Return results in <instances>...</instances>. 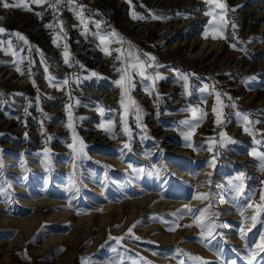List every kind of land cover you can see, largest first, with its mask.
Here are the masks:
<instances>
[{
  "label": "rangeland",
  "instance_id": "obj_1",
  "mask_svg": "<svg viewBox=\"0 0 264 264\" xmlns=\"http://www.w3.org/2000/svg\"><path fill=\"white\" fill-rule=\"evenodd\" d=\"M116 1L0 5V264H264V0Z\"/></svg>",
  "mask_w": 264,
  "mask_h": 264
},
{
  "label": "snow or ice",
  "instance_id": "obj_2",
  "mask_svg": "<svg viewBox=\"0 0 264 264\" xmlns=\"http://www.w3.org/2000/svg\"><path fill=\"white\" fill-rule=\"evenodd\" d=\"M32 4L34 5H43L45 4L46 2H48V0H31ZM65 3L67 4H73L75 5L76 4V0H64ZM61 4V0H52V2L49 4V7L50 8H53V9H56L60 6ZM0 5H2L3 7L5 8H8V7H28V5L26 3H22V2H17V3H12L10 4L8 2V0H0ZM77 8H80L81 11L77 12V16L78 18L80 19L81 23H84V15H83V6L82 5H76ZM217 7L223 9L225 6L223 4H218ZM75 10V9H73ZM210 14V13H209ZM133 18H139V19H144V17H137L135 14H133ZM152 19H164V17H157L155 15L152 16ZM48 27H51V25H48ZM97 28H99V24L96 25ZM233 27H235V25H233ZM4 29L0 28V33H4ZM18 35V34H17ZM113 35H115V33H113ZM215 38V37H213ZM223 38V37H222ZM19 39L24 41L25 43H27V41L25 40V38L23 36H19ZM101 42L103 43L104 42V38L101 37ZM53 43L55 44L56 41L53 40ZM8 47L11 48V43L9 42L8 44ZM233 47H235V45H233ZM104 51L107 53V54H111L110 52H108V49L105 48ZM117 52H120L121 50L120 49H117L116 50ZM144 55H148V54H144ZM156 58L154 56H150L149 57V60L151 61H154ZM117 60H120V56H117ZM128 60H134L135 62L134 63H130L128 67L131 68V74H129V71H128V68H120V69H117L119 72L122 73L121 77L119 80L116 81V84L119 85V86H122L123 87V81L127 80L129 82H131L134 78L135 75H139L140 77L144 78V79H148L149 77L146 75V68L147 67H151L150 64H146L143 60L140 59V56L139 55H135L133 57L132 53L129 52L128 53ZM64 62L65 64H68L69 61H68V53L65 52L64 53ZM17 71H20L19 68H17ZM45 72H47V67H45ZM93 75H96L95 73H93ZM157 78H160V77H157ZM186 78V77H185ZM49 80H50V83H51V80L52 78L49 77ZM65 84L68 83L67 80L64 81ZM134 86V85H133ZM216 99H217V103H220V94L219 93H216ZM121 102H123V100H121ZM133 103H135L133 101ZM70 107V106H69ZM217 110L215 108H213V112L215 113ZM202 118V117H201ZM219 115H217V122H219ZM244 120L245 121H248V117L245 116L244 117ZM185 124H188L189 121H184ZM127 130V129H125ZM244 131H248V128L245 127ZM221 135H223V133H221ZM187 138V137H186ZM211 150V149H209ZM256 153H254L255 155ZM260 156V159L262 161H264V153H261L259 154ZM261 201H264V195H261L260 197ZM248 208H252L253 205L251 203H249L247 205ZM256 208L258 210H261V211H264V205H256ZM188 211H192L191 209H188ZM200 211V215L202 216L203 215V212L204 210H199ZM195 219V217H194ZM250 219L252 221H255L256 220V215H253L250 217ZM204 225L201 224V227H203ZM254 226V225H253ZM132 227H135V225H133ZM132 227H130L128 229V232L131 233L132 232ZM170 230H174V229H170ZM241 234L243 235V228H241ZM208 235L211 236L212 235V231H211V227L208 228ZM261 242L259 245H257V247L260 249L261 252H264V236H261L260 238ZM197 260H200L199 257H196ZM261 262H264V256L261 257ZM181 264H184V261H181ZM249 264H253L251 258H249Z\"/></svg>",
  "mask_w": 264,
  "mask_h": 264
},
{
  "label": "bare ground",
  "instance_id": "obj_3",
  "mask_svg": "<svg viewBox=\"0 0 264 264\" xmlns=\"http://www.w3.org/2000/svg\"><path fill=\"white\" fill-rule=\"evenodd\" d=\"M108 2H110V0H107ZM180 4V3H179ZM114 6L117 8V10H122L121 12H119V14H122L123 12H125V8L128 7L129 5L127 3H125L123 0H117L114 3ZM166 10V9H165ZM200 16V15H199ZM203 16V15H202ZM122 17H125L124 15H122ZM199 19V18H198ZM29 20V19H28ZM125 21L130 22L129 24L134 23L135 21H133L130 16L128 15V19L126 18ZM196 21V20H195ZM30 23V22H29ZM28 23V25H29ZM199 25V24H198ZM166 33V32H165ZM204 44V43H203ZM99 52V51H98ZM97 52L92 51L90 56H93L92 58H95L97 55ZM203 54V53H202ZM240 61V60H239ZM99 63V62H97ZM264 63V62H263ZM230 66V65H229ZM246 66V65H245ZM202 183V182H201ZM197 187V186H196ZM223 236V235H222ZM223 253V252H222Z\"/></svg>",
  "mask_w": 264,
  "mask_h": 264
},
{
  "label": "trees",
  "instance_id": "obj_4",
  "mask_svg": "<svg viewBox=\"0 0 264 264\" xmlns=\"http://www.w3.org/2000/svg\"><path fill=\"white\" fill-rule=\"evenodd\" d=\"M96 16L98 17L99 20H102V15L101 14H98Z\"/></svg>",
  "mask_w": 264,
  "mask_h": 264
}]
</instances>
